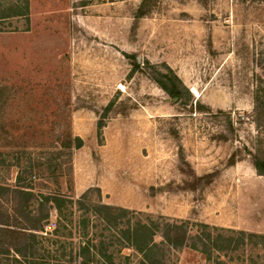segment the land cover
Listing matches in <instances>:
<instances>
[{
    "label": "rangeland",
    "instance_id": "374dc122",
    "mask_svg": "<svg viewBox=\"0 0 264 264\" xmlns=\"http://www.w3.org/2000/svg\"><path fill=\"white\" fill-rule=\"evenodd\" d=\"M262 58L264 0H0V185L22 176L35 195L73 200L99 188L132 222H187L190 236L195 223L264 234V176L253 165ZM168 69L183 86L173 96L152 79ZM66 134L83 145L56 179ZM187 166L213 174L211 184L185 187ZM161 254L163 264H215L187 247ZM232 256L264 262L258 249Z\"/></svg>",
    "mask_w": 264,
    "mask_h": 264
},
{
    "label": "trees",
    "instance_id": "16d2710c",
    "mask_svg": "<svg viewBox=\"0 0 264 264\" xmlns=\"http://www.w3.org/2000/svg\"><path fill=\"white\" fill-rule=\"evenodd\" d=\"M144 3L136 18L142 17ZM258 66L262 74L255 78L253 121L259 138L264 131V58L259 59ZM152 79L169 96L183 91L181 81L169 69L166 73L155 71ZM228 124L232 128L231 123ZM82 145L79 137L71 138L66 134L60 141L59 157L65 156L67 161L53 164L59 171L56 176L51 170V175L56 179L62 177L71 151ZM47 165L52 167L51 161ZM227 165H234V155ZM253 165L258 175L264 176L261 139L254 151ZM32 167L29 163V168ZM181 170L188 174L184 185L192 191L204 189L214 177L213 174L196 177L189 166ZM22 181V176H18L13 188L0 185V264H116L115 254L124 248L141 255L137 264H163L160 259L163 247L173 250L187 247L204 255L208 261L214 259L215 264H234L232 255L242 248L258 249L264 254V234L195 223L199 230L190 236L187 222H132V212L102 202L99 188H90L73 200L57 191L35 195L31 187L21 184ZM51 211L56 213V225L48 231ZM90 230L96 231L94 235L91 233L92 237H88ZM159 232L162 242L157 244L154 239ZM124 259L129 260V257Z\"/></svg>",
    "mask_w": 264,
    "mask_h": 264
},
{
    "label": "built area",
    "instance_id": "2783aa9c",
    "mask_svg": "<svg viewBox=\"0 0 264 264\" xmlns=\"http://www.w3.org/2000/svg\"><path fill=\"white\" fill-rule=\"evenodd\" d=\"M52 226H53V228H54L55 225L53 224ZM49 228H50V227H49Z\"/></svg>",
    "mask_w": 264,
    "mask_h": 264
}]
</instances>
